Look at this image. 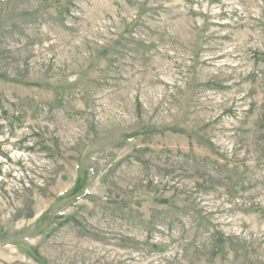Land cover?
Returning a JSON list of instances; mask_svg holds the SVG:
<instances>
[{
  "label": "rangeland",
  "instance_id": "obj_1",
  "mask_svg": "<svg viewBox=\"0 0 264 264\" xmlns=\"http://www.w3.org/2000/svg\"><path fill=\"white\" fill-rule=\"evenodd\" d=\"M0 264H264V0H0Z\"/></svg>",
  "mask_w": 264,
  "mask_h": 264
}]
</instances>
